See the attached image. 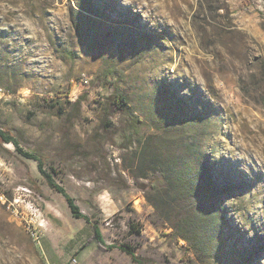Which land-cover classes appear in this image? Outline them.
<instances>
[{"label": "rangeland", "instance_id": "rangeland-1", "mask_svg": "<svg viewBox=\"0 0 264 264\" xmlns=\"http://www.w3.org/2000/svg\"><path fill=\"white\" fill-rule=\"evenodd\" d=\"M0 129L105 245L144 264H264V0H0ZM188 133L213 185L167 219L146 197L166 188L152 159L183 155ZM0 185L43 223L41 251L0 202V264H136L11 142ZM212 203L208 228L191 215Z\"/></svg>", "mask_w": 264, "mask_h": 264}, {"label": "trees", "instance_id": "trees-1", "mask_svg": "<svg viewBox=\"0 0 264 264\" xmlns=\"http://www.w3.org/2000/svg\"><path fill=\"white\" fill-rule=\"evenodd\" d=\"M109 99L111 100L112 104L113 103L116 104L117 107L120 108L121 110L127 113L130 112L129 111L130 105L125 95L121 93H115L111 98L109 97ZM196 118L197 116H192L189 117L188 119L186 118L182 120H186L187 123L193 124ZM134 122H135V126H138L139 120H134ZM172 126H177V123L173 122ZM135 130H136L135 133L139 134V127H135ZM176 134H174V140H176V138L179 137L178 133ZM193 134L191 133L192 136L191 138L190 133H188L187 135L189 136V138H191V141L182 144L183 155L180 156L174 153V154H168V156L165 159H160V158L157 159V156L153 157L152 159L153 163L156 164V167L159 170L161 180L165 182L166 188L162 193L156 191L151 195H147L146 197L147 200L153 205V207L157 210H160L162 215L167 219L170 218L171 207L174 206L175 201L188 198L190 202L193 203L195 200L200 201L201 199H203L202 197L203 193L207 194L208 192L211 191L210 189L207 190V188H205L206 190L204 189L205 191L201 192L202 188L199 186L201 180H203V184L205 187L211 188L213 185L212 181L210 180V176L207 172L206 167L205 170H203V172L200 173L203 178L200 180L197 172L192 171L188 159L185 158L186 156L197 158L198 157L197 154L198 152H200V147ZM150 138L151 136H148L141 140L142 141L145 140L146 142L147 139ZM0 141L13 143L16 149L21 154H23L28 158H32L37 162V167L40 173L46 179L48 185L55 191L59 192L64 197L71 215L75 218H82L89 224L92 231L91 239L94 240L99 247L103 249H111L117 246L120 250L127 253L131 257V260L133 262H135L136 264H144L143 260L136 254L134 247L128 244L105 245L98 223L92 221L90 217L82 213L79 206L75 202L74 197H72L66 191V189L55 180V176L58 174L57 171L53 167L47 169L45 167V163L41 158V156H39L36 153L24 151L21 147H19L18 141L10 133L2 129H0ZM211 207L213 209H210V211L207 210L206 213L202 212L203 210L199 208L200 210L194 211L191 216L195 219L198 220L200 219V221L204 223L206 227L209 228V222H211V218H214L213 216L217 214L216 213L217 210H215L217 209L216 205L212 203ZM187 221L188 219H186L185 221L182 220L181 222L186 223ZM179 226H182V224ZM133 228L135 227L133 226ZM135 231L138 232V229L136 228ZM179 234L180 235L178 236L183 239L188 238L187 235L184 234V232L180 231Z\"/></svg>", "mask_w": 264, "mask_h": 264}, {"label": "built area", "instance_id": "built-area-1", "mask_svg": "<svg viewBox=\"0 0 264 264\" xmlns=\"http://www.w3.org/2000/svg\"><path fill=\"white\" fill-rule=\"evenodd\" d=\"M0 202L6 204L8 209H11L12 213L16 216H21L25 221V228L27 233L29 234L32 241L35 243L37 248L43 251L42 240H43V233H42V226L43 223L38 218L37 212L38 209L33 205L29 206V217H24L23 212L19 210L18 206V199L14 198L13 201L7 198L6 194L4 193L1 185H0ZM47 264H54L48 262Z\"/></svg>", "mask_w": 264, "mask_h": 264}]
</instances>
